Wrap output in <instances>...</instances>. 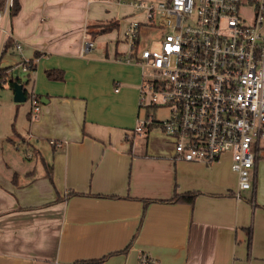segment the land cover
<instances>
[{
	"label": "crops",
	"instance_id": "1",
	"mask_svg": "<svg viewBox=\"0 0 264 264\" xmlns=\"http://www.w3.org/2000/svg\"><path fill=\"white\" fill-rule=\"evenodd\" d=\"M122 6L19 0L15 14L2 13L0 67L31 59L21 84L26 99L32 89L41 105L32 117L29 102L24 131L8 138L24 140L35 160L0 167V264H71L103 255L101 264H137L142 253L157 264H264V157L256 161L253 188L236 198L228 156L208 166L173 160L168 139L165 155L142 148L141 134L125 137L136 122L141 73L124 63L131 77L114 78L112 67L123 62L114 57L125 50L108 44L111 29L101 30L119 25ZM88 40L93 45L81 53ZM51 68L62 77H48ZM184 191H196L191 203L160 200Z\"/></svg>",
	"mask_w": 264,
	"mask_h": 264
},
{
	"label": "built area",
	"instance_id": "2",
	"mask_svg": "<svg viewBox=\"0 0 264 264\" xmlns=\"http://www.w3.org/2000/svg\"><path fill=\"white\" fill-rule=\"evenodd\" d=\"M103 1L134 11L123 33L127 51L114 58L152 72L150 78L141 73L137 103L143 116L125 137L158 127L172 145L173 160L210 165L227 155L236 175L233 196L253 188L256 161L264 157V0ZM10 4L5 0L0 19ZM136 12L143 18L136 19ZM163 24L169 31L158 48L137 51L140 31ZM92 45L85 41L81 53ZM14 46L21 48L18 41ZM26 61L7 71H27ZM27 97L29 114L35 117L39 96L30 89ZM161 106L167 115L155 118L149 109ZM137 264L157 263L142 253Z\"/></svg>",
	"mask_w": 264,
	"mask_h": 264
},
{
	"label": "rangeland",
	"instance_id": "3",
	"mask_svg": "<svg viewBox=\"0 0 264 264\" xmlns=\"http://www.w3.org/2000/svg\"><path fill=\"white\" fill-rule=\"evenodd\" d=\"M246 1L248 0H242V2ZM4 7L2 9H4ZM247 11L249 12L250 8H248ZM117 12L119 18L122 20H120L118 27H114L111 29L112 35H109L107 38V40L110 39V42L108 41V44L111 46L117 44L118 50L127 51L128 43L124 39L123 33L126 27V22L132 17L128 14L134 11L129 6L123 5L122 7H120V9H118ZM123 14L127 15L123 17ZM135 18L142 19L143 14L140 12H136ZM111 22L113 21L110 20L108 23ZM167 31H169V27L165 24H163V26L161 27L154 25L149 26V28L145 27L144 29H142V31H140L137 51L141 50V48L144 46L156 50L159 46V42L162 38L163 33ZM116 37H118V41L116 40ZM124 63L125 62H116V64L112 67V70L116 75L114 76L116 80L118 79L121 81H125L129 80L128 78L131 77L132 66H125L126 64ZM130 64L132 65L134 64V62H131ZM137 72L143 73L146 78H150L152 73L148 67L143 68L138 65ZM18 77L21 78L22 81H25L27 78V73H25L24 71H20L18 73ZM27 107H29L28 98L21 102H15L12 99V90L7 85L0 87V167L6 163L11 165L14 164L19 168L20 165H23L25 163H32L36 158L35 155H33L31 158L26 156L28 152L21 144V141L24 140H17V143L13 144L8 139L9 137H15L17 132L21 133L24 131V128L26 126L25 112ZM118 107L119 106L113 107V109H118ZM120 108L121 112L124 113L125 108L123 106ZM143 111L144 110L142 108H139L137 103V107L135 110V119H137L138 117L141 118L143 116ZM149 112L153 113V116L155 118L162 119L167 115V108L165 106L150 108ZM135 123L136 122L134 121V125ZM134 125L127 127V130H131ZM135 138H137V135H135ZM138 139L144 144L142 148H145L146 150H148V152L165 153V155H167L166 153H169V151L171 152L170 146L167 144V138L162 134L161 130L158 127H152L149 132H145L139 135ZM42 145L44 149H50L49 144L42 143ZM223 157H227V155ZM160 165H162V163H160Z\"/></svg>",
	"mask_w": 264,
	"mask_h": 264
},
{
	"label": "trees",
	"instance_id": "4",
	"mask_svg": "<svg viewBox=\"0 0 264 264\" xmlns=\"http://www.w3.org/2000/svg\"><path fill=\"white\" fill-rule=\"evenodd\" d=\"M5 0H0V10L4 7ZM19 9V0H11V4L9 6V15L15 14ZM118 23L113 22L111 24H104L101 28L102 31H108L114 27H116ZM10 38H7L4 42V45L2 47V51L4 52L7 47L10 44ZM25 63H27L28 68L32 69L33 68V62L31 59H28ZM10 66H3L0 67V87L5 86L6 84L9 87H12V84L14 81L20 82L22 84L26 83L27 79L25 81H22L21 78L18 77L17 74H13L12 72L7 71ZM46 74L50 78L54 79H60L62 77V70L56 69V68H51L46 70ZM28 75V73H27ZM24 92L26 94V90L24 89ZM38 95V94H37ZM39 96V95H38ZM196 195V191H184V192H173V194L164 199H160L162 201H184L191 203ZM150 200V199H147ZM129 246V243L126 244V246L122 249V251H125ZM106 255L97 257V258H86V259H77L73 261L71 264H101L102 261L105 259Z\"/></svg>",
	"mask_w": 264,
	"mask_h": 264
},
{
	"label": "water",
	"instance_id": "5",
	"mask_svg": "<svg viewBox=\"0 0 264 264\" xmlns=\"http://www.w3.org/2000/svg\"><path fill=\"white\" fill-rule=\"evenodd\" d=\"M12 98L15 102H21L26 99L24 88L20 82L14 81L12 84Z\"/></svg>",
	"mask_w": 264,
	"mask_h": 264
}]
</instances>
